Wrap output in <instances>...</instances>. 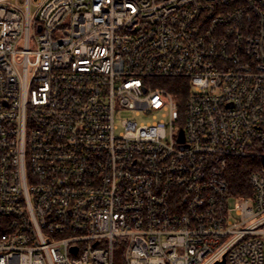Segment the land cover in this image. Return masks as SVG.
Returning a JSON list of instances; mask_svg holds the SVG:
<instances>
[{
  "label": "built area",
  "instance_id": "obj_1",
  "mask_svg": "<svg viewBox=\"0 0 264 264\" xmlns=\"http://www.w3.org/2000/svg\"><path fill=\"white\" fill-rule=\"evenodd\" d=\"M216 263L264 264V0H0V264Z\"/></svg>",
  "mask_w": 264,
  "mask_h": 264
},
{
  "label": "trees",
  "instance_id": "obj_2",
  "mask_svg": "<svg viewBox=\"0 0 264 264\" xmlns=\"http://www.w3.org/2000/svg\"><path fill=\"white\" fill-rule=\"evenodd\" d=\"M157 84L167 89L176 100L182 115L185 109L190 86L186 78H168L158 80ZM261 160L252 158H232L226 173L228 192L235 196H246L251 194L249 177L251 171L258 167Z\"/></svg>",
  "mask_w": 264,
  "mask_h": 264
},
{
  "label": "rangeland",
  "instance_id": "obj_3",
  "mask_svg": "<svg viewBox=\"0 0 264 264\" xmlns=\"http://www.w3.org/2000/svg\"><path fill=\"white\" fill-rule=\"evenodd\" d=\"M155 114L158 116V120L160 118V114H157L154 112L153 114H148L145 112L138 113L137 110H132V109H122L117 112L116 115V125L118 126V132L121 131L122 129V122L126 119H131V120H136L139 124L141 123H148L152 122L155 120ZM237 205L236 200H231L230 201V207L233 211H235ZM123 258V253L122 250L119 249L117 251V261H122Z\"/></svg>",
  "mask_w": 264,
  "mask_h": 264
},
{
  "label": "water",
  "instance_id": "obj_4",
  "mask_svg": "<svg viewBox=\"0 0 264 264\" xmlns=\"http://www.w3.org/2000/svg\"><path fill=\"white\" fill-rule=\"evenodd\" d=\"M180 141H183L184 140V132L183 130H181V134H180ZM216 264H219V263H216Z\"/></svg>",
  "mask_w": 264,
  "mask_h": 264
},
{
  "label": "bare ground",
  "instance_id": "obj_5",
  "mask_svg": "<svg viewBox=\"0 0 264 264\" xmlns=\"http://www.w3.org/2000/svg\"><path fill=\"white\" fill-rule=\"evenodd\" d=\"M235 196V195H234Z\"/></svg>",
  "mask_w": 264,
  "mask_h": 264
}]
</instances>
